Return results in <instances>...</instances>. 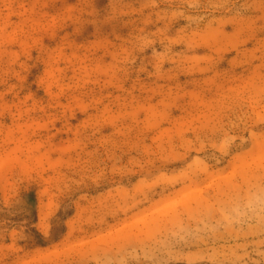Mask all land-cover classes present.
<instances>
[{
    "label": "rangeland",
    "instance_id": "obj_1",
    "mask_svg": "<svg viewBox=\"0 0 264 264\" xmlns=\"http://www.w3.org/2000/svg\"><path fill=\"white\" fill-rule=\"evenodd\" d=\"M0 264H264V0H0Z\"/></svg>",
    "mask_w": 264,
    "mask_h": 264
}]
</instances>
